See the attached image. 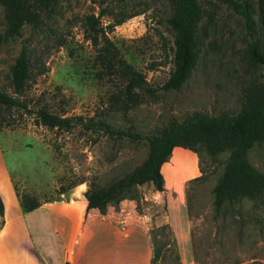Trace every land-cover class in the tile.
<instances>
[{"label":"rangeland","instance_id":"1","mask_svg":"<svg viewBox=\"0 0 264 264\" xmlns=\"http://www.w3.org/2000/svg\"><path fill=\"white\" fill-rule=\"evenodd\" d=\"M145 1L146 7L143 0L131 1V6L144 8V12L116 25L108 34L126 60L145 74L148 84L159 87L173 67V32L167 20L173 5L169 0ZM200 1L197 58L190 76L178 89L148 92L126 112L109 107L115 79L103 73L94 46L83 32L84 16L98 14L104 4L113 2L60 0L49 17L42 14L36 26L25 22L21 34L9 38L4 37L6 10L0 2V87L12 92L11 65L22 44H28L32 61L46 66L40 72L42 65H33L21 95L27 97L28 108L46 105L64 115H81L86 122L104 119L114 130L81 124L69 130L51 129L35 123L34 114L22 110L19 125L0 128V167L5 164L9 173L4 169L7 180L0 190L8 212L13 209L15 213L13 196L18 193L29 192L43 201H68L84 196L91 180L104 186L140 164L147 154L146 139H133L119 130L145 135L196 111L217 115L239 109L243 87L258 72L246 57L242 18L226 2ZM106 18L102 20L106 22ZM226 156L227 152L221 154V160ZM248 157L264 173V141L256 143ZM222 170L223 162L207 171L203 180H191L201 174L199 155L175 146L162 165V190L146 182L136 187L135 197L109 204L104 213L121 230L110 233L115 250L121 247V262L152 264L157 249L155 264H264V201L243 198L226 201L217 209L213 187ZM80 180L84 181L73 185ZM18 205L21 209L20 202ZM15 219L9 221L0 242L12 250L31 251L25 225L35 231V219L31 215ZM4 222L3 214L0 229ZM41 225L47 229L40 221V231ZM47 231L49 239L54 233ZM52 242L60 244L59 240ZM57 253L59 257V250Z\"/></svg>","mask_w":264,"mask_h":264},{"label":"trees","instance_id":"2","mask_svg":"<svg viewBox=\"0 0 264 264\" xmlns=\"http://www.w3.org/2000/svg\"><path fill=\"white\" fill-rule=\"evenodd\" d=\"M59 1L0 0L6 10L7 26L4 37L20 35L25 22L36 26L42 21V14L49 17L55 11ZM97 1L101 4L107 0ZM109 1L114 4H104L98 14L89 13L84 16L83 32L85 38L94 46L95 58L103 73L115 79L116 89L110 93L109 107L113 111L126 112L141 103L148 92L178 89L190 76L197 58L202 7L200 0H169L173 5L167 19L173 32V67L163 84L152 87L145 74L126 60L108 34L116 25L144 12V8L137 9L129 4L135 0ZM219 1L226 2L241 16L246 57L248 63L258 71L256 77L243 87L239 109L234 113L223 112L217 115L196 111L182 121H169L159 132L145 135L116 130L133 139H146L147 154L140 164L104 186H98L91 180L84 191L87 208L96 207L104 213L109 204L115 205L124 198L135 197L136 187L146 182H151L157 190H162L165 184L162 165L168 160L175 146L189 148L199 155L201 174L193 177V181L203 180L207 171L211 172L212 168L223 162L222 173L213 187L217 209L226 201H241L243 198L255 202L264 201V173L248 157L250 149L256 143L264 141V0ZM146 4L143 0V7ZM103 16L107 17L106 22L102 20ZM62 43L63 38L58 41L59 45ZM30 54V46L22 44L11 65L12 92L0 87V128H14L19 125L24 110L34 114L35 123L51 129L69 130L72 126L81 124L86 128H103L107 132H114L109 122L104 119L86 122L81 115H64L46 105L30 110L27 97L21 95L25 92L33 65H42L40 72L46 70L45 64L32 61ZM225 152L227 156L222 161L221 154ZM204 162L205 166L202 164ZM83 181L74 182L73 185ZM18 197L23 211L32 210L42 202L29 192L18 193ZM4 208L0 194V215L4 214ZM158 255V250L154 249L152 264H155L154 260ZM64 264L71 263L65 261Z\"/></svg>","mask_w":264,"mask_h":264},{"label":"crops","instance_id":"3","mask_svg":"<svg viewBox=\"0 0 264 264\" xmlns=\"http://www.w3.org/2000/svg\"><path fill=\"white\" fill-rule=\"evenodd\" d=\"M0 156L2 157L1 146ZM4 169L7 172L5 164L4 167H0V188L3 186L2 182L5 184L7 180L6 174L3 173ZM0 194L5 206V222L0 229V236L12 218H26L27 215H31L35 219L33 221L35 231L31 230L27 223L25 225V233L32 250L24 248L16 250V247L12 250L10 247H3L0 242V264H64L65 261L71 264H123L121 247H116L118 250H115L110 234L111 232L120 233L121 230L110 215L100 212L96 207L87 208L85 196L79 195L73 199L71 197L68 201L41 200L38 207L23 211L19 208V197L16 195L13 196L16 204L13 214V209L8 212L1 190ZM14 215L15 217H12ZM40 221L47 224V229L41 225V231L39 230ZM47 230L54 233H51L49 239H47L49 235ZM118 238L121 240L120 234ZM51 239L59 240L60 244L55 246ZM39 243L44 249L39 248ZM57 250L60 252L59 257Z\"/></svg>","mask_w":264,"mask_h":264}]
</instances>
